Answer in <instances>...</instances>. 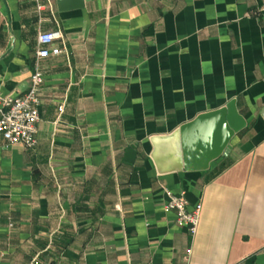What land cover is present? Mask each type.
I'll list each match as a JSON object with an SVG mask.
<instances>
[{
  "label": "crops",
  "instance_id": "1",
  "mask_svg": "<svg viewBox=\"0 0 264 264\" xmlns=\"http://www.w3.org/2000/svg\"><path fill=\"white\" fill-rule=\"evenodd\" d=\"M263 1L0 0V106L29 88L40 32L62 50L36 146L0 134V264H264ZM232 100L228 154L177 168L165 137ZM169 192L201 205L194 237Z\"/></svg>",
  "mask_w": 264,
  "mask_h": 264
},
{
  "label": "built area",
  "instance_id": "2",
  "mask_svg": "<svg viewBox=\"0 0 264 264\" xmlns=\"http://www.w3.org/2000/svg\"><path fill=\"white\" fill-rule=\"evenodd\" d=\"M38 10L43 8L44 0H35ZM264 11V1L259 8ZM57 35L54 32L42 31L38 34L34 69L30 85L22 94H9L1 97L0 134L8 144L19 143L26 148H34L37 144L38 123L40 121V92L45 80L43 60L59 55L62 50L54 44ZM169 199L165 205L167 210H173L176 223L186 227L191 237L198 231L201 215V205L188 208V199L184 193H168ZM187 255L191 249H187Z\"/></svg>",
  "mask_w": 264,
  "mask_h": 264
},
{
  "label": "water",
  "instance_id": "3",
  "mask_svg": "<svg viewBox=\"0 0 264 264\" xmlns=\"http://www.w3.org/2000/svg\"><path fill=\"white\" fill-rule=\"evenodd\" d=\"M57 4L60 9L81 8L84 0H57ZM245 126L246 120L232 100L225 107L197 115L165 139L176 149L177 168L206 170L212 162H219L228 154L230 141Z\"/></svg>",
  "mask_w": 264,
  "mask_h": 264
},
{
  "label": "trees",
  "instance_id": "4",
  "mask_svg": "<svg viewBox=\"0 0 264 264\" xmlns=\"http://www.w3.org/2000/svg\"><path fill=\"white\" fill-rule=\"evenodd\" d=\"M222 169H223V164H220V166L215 170V174H217Z\"/></svg>",
  "mask_w": 264,
  "mask_h": 264
}]
</instances>
